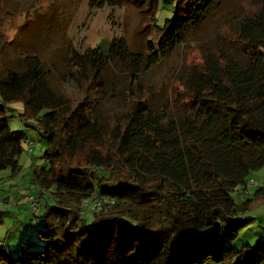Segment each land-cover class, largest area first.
I'll return each mask as SVG.
<instances>
[{
  "label": "trees",
  "instance_id": "1",
  "mask_svg": "<svg viewBox=\"0 0 264 264\" xmlns=\"http://www.w3.org/2000/svg\"><path fill=\"white\" fill-rule=\"evenodd\" d=\"M122 1L90 0V8ZM223 1L164 0L174 4L173 17L161 27L154 17L144 51H131L124 38L113 39L107 52L74 51L66 82L85 91L82 100L57 95L36 56L0 77V172L19 174L24 153L25 136L11 130L8 104L20 102L22 121L47 140L45 166L32 172L39 195L26 197L43 200L39 212L28 202L26 213L27 229L37 226L43 244L17 252L0 246V264H264L261 220L254 243L233 246L255 220L247 216L252 202L237 204L233 193L243 196L252 173L264 167V0L233 30L244 64L209 53L182 82L199 117L183 133L152 120L140 80ZM114 65L129 76L123 97L109 89ZM104 98L108 110L96 114ZM187 160L201 165L211 192L195 191Z\"/></svg>",
  "mask_w": 264,
  "mask_h": 264
},
{
  "label": "rangeland",
  "instance_id": "2",
  "mask_svg": "<svg viewBox=\"0 0 264 264\" xmlns=\"http://www.w3.org/2000/svg\"><path fill=\"white\" fill-rule=\"evenodd\" d=\"M258 1L261 0H224L213 9L207 22L188 36L184 45L141 75L145 96H149L154 107L151 118L158 121L161 129L180 134L189 123L198 121L199 117L188 104L182 82L188 79L195 66L203 63L207 54L221 53L225 58L244 64L242 45L236 42L233 30ZM173 9L174 4L164 0H123L112 6L93 9L90 0H0V77L9 71H21L24 58L36 56L42 61L50 86L57 95L82 100L85 91L74 89L66 82L72 71V53L83 54L87 49L98 47L107 52L115 38H124L131 51H144L146 40L153 38L156 32L154 17L161 27L173 17ZM234 21L237 22L232 23ZM262 54L264 56V52ZM107 78L109 89L116 87L123 97L129 87V76L122 67L114 65ZM107 106L105 98L99 99L95 113L104 114ZM6 112L11 130L22 131L25 141L20 173L12 176L8 170L0 172V219L3 220L0 246L17 252L23 244L31 242L32 249H40L43 242L37 226L27 229L29 205L26 197L39 195L38 188L32 183V172L45 166L43 156L47 140L22 121L23 105L20 102L8 104ZM26 139L30 142L27 143ZM187 165L195 191L211 192L212 184L201 165L192 160H187ZM251 178L257 183L255 187L243 191L241 197L238 191L233 193L237 204L252 202V211L247 216L255 219L234 242L237 250L246 243H254L262 232L261 226H264V194L259 192L264 184V167L253 172ZM7 198L9 201H5ZM14 202L19 205L14 207ZM49 203L53 204L52 201ZM94 208L91 206L83 213L86 215ZM260 220L261 226L258 224Z\"/></svg>",
  "mask_w": 264,
  "mask_h": 264
},
{
  "label": "built area",
  "instance_id": "3",
  "mask_svg": "<svg viewBox=\"0 0 264 264\" xmlns=\"http://www.w3.org/2000/svg\"><path fill=\"white\" fill-rule=\"evenodd\" d=\"M257 185V183L254 180H251L249 182V187L253 188ZM41 198L40 197H35V196H31L28 198V202L30 204V208H32V210H34V212H39L40 210V203H41ZM43 201V200H42Z\"/></svg>",
  "mask_w": 264,
  "mask_h": 264
},
{
  "label": "crops",
  "instance_id": "4",
  "mask_svg": "<svg viewBox=\"0 0 264 264\" xmlns=\"http://www.w3.org/2000/svg\"><path fill=\"white\" fill-rule=\"evenodd\" d=\"M1 191V190H0ZM1 195V194H0ZM23 204H24V202H23ZM263 222H264V220H262Z\"/></svg>",
  "mask_w": 264,
  "mask_h": 264
}]
</instances>
